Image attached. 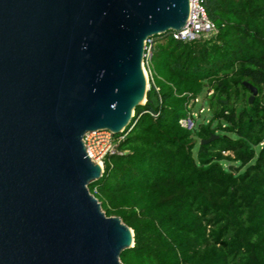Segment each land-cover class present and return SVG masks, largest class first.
I'll list each match as a JSON object with an SVG mask.
<instances>
[{
	"label": "water",
	"instance_id": "water-1",
	"mask_svg": "<svg viewBox=\"0 0 264 264\" xmlns=\"http://www.w3.org/2000/svg\"><path fill=\"white\" fill-rule=\"evenodd\" d=\"M189 14L190 0H0V264H124L134 231L91 192L104 169L83 138L127 128L146 41Z\"/></svg>",
	"mask_w": 264,
	"mask_h": 264
},
{
	"label": "trees",
	"instance_id": "trees-1",
	"mask_svg": "<svg viewBox=\"0 0 264 264\" xmlns=\"http://www.w3.org/2000/svg\"><path fill=\"white\" fill-rule=\"evenodd\" d=\"M202 3L218 33L153 36L159 92L89 184L134 231L124 264H264V0ZM201 94L212 115L188 131L179 120Z\"/></svg>",
	"mask_w": 264,
	"mask_h": 264
},
{
	"label": "built area",
	"instance_id": "built-area-1",
	"mask_svg": "<svg viewBox=\"0 0 264 264\" xmlns=\"http://www.w3.org/2000/svg\"><path fill=\"white\" fill-rule=\"evenodd\" d=\"M171 33L174 38L187 42L200 38L209 39L218 33V28L209 18L202 0H190V14L187 24L182 29L171 31ZM153 39L154 38L151 37L146 41L143 68L146 75L148 90L153 86L156 91L159 92V86H157L155 81V71L152 63ZM211 92L212 91H210L209 94ZM198 102H200L199 96L187 105L186 114L179 120L181 127L188 131H194L198 127L200 114L205 111L204 106L200 108L198 113L194 111V106ZM125 136V130L120 133H115L109 129H100L87 132L83 140L87 154L104 169V161L107 156L123 154L125 152L119 148Z\"/></svg>",
	"mask_w": 264,
	"mask_h": 264
},
{
	"label": "rangeland",
	"instance_id": "rangeland-1",
	"mask_svg": "<svg viewBox=\"0 0 264 264\" xmlns=\"http://www.w3.org/2000/svg\"><path fill=\"white\" fill-rule=\"evenodd\" d=\"M155 71V78H158V74L156 72V70L154 69ZM200 102L196 103V105L194 106V111L195 112H199L200 108L202 106H204L205 108V111L203 113L200 114V117H199V121H203L204 119H209L212 115V113L209 111V106H208V103L204 100L205 98V94H201L200 96ZM197 146L195 148V152L197 151Z\"/></svg>",
	"mask_w": 264,
	"mask_h": 264
},
{
	"label": "bare ground",
	"instance_id": "bare-ground-1",
	"mask_svg": "<svg viewBox=\"0 0 264 264\" xmlns=\"http://www.w3.org/2000/svg\"><path fill=\"white\" fill-rule=\"evenodd\" d=\"M145 72V71H144ZM146 76V75H145ZM148 86V85H147Z\"/></svg>",
	"mask_w": 264,
	"mask_h": 264
}]
</instances>
